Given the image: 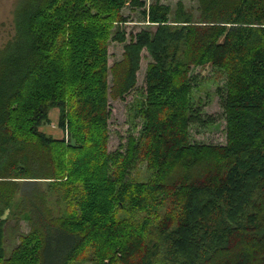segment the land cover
<instances>
[{"label": "trees", "instance_id": "16d2710c", "mask_svg": "<svg viewBox=\"0 0 264 264\" xmlns=\"http://www.w3.org/2000/svg\"><path fill=\"white\" fill-rule=\"evenodd\" d=\"M126 1L15 7L0 58V264H264V0H194L197 18L181 1L130 0L154 29L128 36ZM110 41L123 44L111 64ZM143 50V127L111 154L110 101L135 88ZM206 64L225 77L224 144L191 139L215 122L191 96ZM51 108L65 138L40 129ZM137 163L143 181L129 178Z\"/></svg>", "mask_w": 264, "mask_h": 264}, {"label": "rangeland", "instance_id": "374dc122", "mask_svg": "<svg viewBox=\"0 0 264 264\" xmlns=\"http://www.w3.org/2000/svg\"><path fill=\"white\" fill-rule=\"evenodd\" d=\"M146 6L156 0H142ZM161 3L168 4L172 10H174L176 3L181 1L185 9L192 13L194 18H197V3L194 0H158ZM22 0H0V58L5 56L7 52L1 51L10 41L15 38L16 28L14 23V10L15 7L21 3ZM121 15L124 20L118 22V27L124 28L127 36L129 33H136L141 29H154V26L148 25L143 21L141 9H134L130 0H127L123 7L120 9ZM49 18L41 20L40 30L45 32L49 26ZM115 24V23H114ZM115 25L112 26V29ZM46 37V32L43 33L45 38H49V34ZM123 51V44L117 41H110L108 45V63L111 64L115 59L121 57ZM150 61L148 53L143 50L141 53L140 68L137 72V82L135 88L131 90L124 99H118L110 101L111 116L108 121V142L107 151L111 154H115V150L121 147L126 141V137L129 134L139 135L143 127V120L138 115V109L144 100V76L146 65ZM193 74L197 75L196 85L191 90V96L194 103L197 104L202 110V114L206 116H212L215 122L212 125L206 127L192 126L190 129L191 139L198 143H212V144H224L225 143V121L223 111L220 106V98L217 94V89L221 88L225 82L224 75L217 71L211 64H206L202 67L195 68ZM50 123L42 125L41 130L47 134L61 138L66 137L67 132L61 131L57 125L59 111L57 108H51L49 110ZM17 118V114L14 116ZM25 123V121H21ZM15 123V121H14ZM145 164L137 163V165L131 170L130 179L135 181H143L148 177ZM9 211L4 214L5 218H8L9 224H13L10 218ZM118 216L124 217L125 213L122 212ZM20 230L22 232L28 231V225L26 220L20 221ZM7 246L13 247L18 243L17 236H12L7 233L6 238ZM107 261V260H106ZM80 264V263H77Z\"/></svg>", "mask_w": 264, "mask_h": 264}]
</instances>
